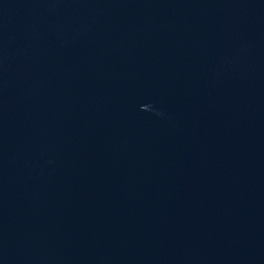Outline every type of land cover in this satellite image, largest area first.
<instances>
[{"label": "water", "instance_id": "obj_1", "mask_svg": "<svg viewBox=\"0 0 264 264\" xmlns=\"http://www.w3.org/2000/svg\"><path fill=\"white\" fill-rule=\"evenodd\" d=\"M0 264H264V0H0Z\"/></svg>", "mask_w": 264, "mask_h": 264}]
</instances>
